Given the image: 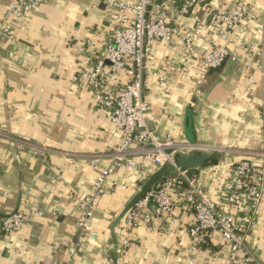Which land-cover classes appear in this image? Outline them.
Wrapping results in <instances>:
<instances>
[{
  "label": "crops",
  "instance_id": "crops-1",
  "mask_svg": "<svg viewBox=\"0 0 264 264\" xmlns=\"http://www.w3.org/2000/svg\"><path fill=\"white\" fill-rule=\"evenodd\" d=\"M14 1L0 0V25L10 21L8 8ZM228 1L235 0L218 3ZM238 1L250 7L249 19L224 39L218 27L203 19L202 4L187 22L195 28L204 25L202 34L212 35L239 61L226 62L211 73L200 93L195 91L198 59L186 79L166 74L177 82L171 90L161 87L157 95L144 88L151 102V124L164 139L200 142L230 154L264 140V69H258L260 62L264 68V0ZM106 18L98 0H45L17 29L15 48L0 44V216L43 213L28 226L0 234V264H67L66 247L75 243L78 232L77 200L92 192L98 169L113 163L121 134L89 87L71 85L72 76L86 66L72 44L92 37ZM150 45L154 67L163 66L167 58L180 61L175 54L179 49L153 41ZM98 47L95 44L93 51ZM209 48L204 38L195 41L197 56ZM97 156L98 166L91 167L89 161ZM129 159L136 164L119 165L109 176L107 192L91 220L98 236L78 248L73 264H225L227 248L218 233L207 245L190 250L187 230L193 215L180 205L170 219L137 226L129 235L127 255L119 253V229L113 241L109 227L154 170L141 157ZM228 166L212 163L195 174L213 200H219ZM246 240L264 264V203Z\"/></svg>",
  "mask_w": 264,
  "mask_h": 264
},
{
  "label": "built area",
  "instance_id": "built-area-1",
  "mask_svg": "<svg viewBox=\"0 0 264 264\" xmlns=\"http://www.w3.org/2000/svg\"><path fill=\"white\" fill-rule=\"evenodd\" d=\"M98 1L107 13L106 22L98 26L86 41L72 44L85 57L86 66L72 76L71 85L91 89L94 101L107 110L109 122L121 134V140L112 153L113 163L105 169H98L92 192L77 200L78 232L75 243L66 247L67 264L74 263L81 245L96 240L98 234L91 220L96 204L107 192V180L116 167L123 164L134 166L136 162L129 159L130 156L151 162L155 170L166 163L174 165L179 153L191 154L203 147L169 138L161 140L149 125V106L144 100L145 75L149 85L171 90L177 82L167 73L177 75L180 80L186 79L198 59L195 77L200 79L207 71L220 66L226 56L235 59V53H229L228 47L217 43L212 35L202 34L204 25L191 26L187 22L190 14L200 4L204 5L203 19L220 29V39L250 16L248 4L238 0L225 3H218V0ZM44 2L15 0L8 8L10 21L0 25V44L7 43L15 48L17 29L26 25ZM200 38H204L210 48L197 56L195 41ZM152 41L179 49L175 54L180 61L175 63L172 58H167L163 66L154 67ZM95 44L99 46L96 52L93 51ZM258 69L263 72L261 62ZM244 153L253 157L256 163L243 160L229 165L218 192L219 200L211 198L198 177H187L183 170L176 168L173 175L159 182L126 214L119 228V253L127 255L131 244L129 235L137 226L148 225L157 218L170 219L180 205L193 215L187 230L191 251L207 245L218 233L227 248L225 264H263L247 247L245 240L257 220L264 191V151ZM100 160L101 157L97 156L89 161V165L97 167ZM130 187L137 188L135 185ZM42 214L40 211L28 214L16 211L0 216V234L9 235L28 226ZM108 258L110 262L112 257Z\"/></svg>",
  "mask_w": 264,
  "mask_h": 264
},
{
  "label": "water",
  "instance_id": "water-1",
  "mask_svg": "<svg viewBox=\"0 0 264 264\" xmlns=\"http://www.w3.org/2000/svg\"><path fill=\"white\" fill-rule=\"evenodd\" d=\"M229 53H234L232 50L227 48ZM240 58L238 56H235V59H232L230 55L226 56L224 61L221 63L220 66L217 68L211 69L204 73L201 78L198 80L195 91L200 93L202 91L203 85L207 79V77L211 73H218L220 70L223 69L224 65L226 62H231V63H236L239 61ZM144 88L148 89L150 93H158L161 91V86L159 85H149V81L146 79L144 83ZM145 91V90H144ZM144 100L146 104L149 106V116H148V122L149 125L152 129V131H155L154 127L151 124L152 117H151V102H150V97L147 94H144ZM191 105H194L193 103ZM195 106V105H194ZM157 134V133H156ZM157 136L161 139L164 140L163 136H160L157 134ZM195 144H198L201 147L200 149L194 150L191 154L187 153H179L176 155L174 159V165L172 164H163L159 167H157L154 171H152L145 179L144 181L140 184L138 190L134 193V195L125 203V205L122 207V209L119 211V213L115 216L113 219L110 227H109V232L111 239L115 241L116 238V232L118 231L121 222L123 221L124 217L126 214L135 206L137 202H139L147 193H149L159 182H161L163 179L166 177L173 175L175 173L176 168L181 169L185 172V175L187 177H193L196 172L210 167L212 164V160H215L216 163H221V164H235L239 163L243 160H249L252 163H256V160L253 157H250L249 155H246L244 152H260L262 149H264V141L259 140L256 141L255 143H250V145L246 148H243L240 150L239 153L236 154H230L224 149H220L221 147H206V145H203V143L196 142ZM264 203V191L262 194L261 198V204L259 205L258 211H257V216L260 215L262 206ZM255 226L252 225L250 230L253 229ZM245 243L247 247L253 251L252 247L249 245L247 240H245Z\"/></svg>",
  "mask_w": 264,
  "mask_h": 264
},
{
  "label": "rangeland",
  "instance_id": "rangeland-1",
  "mask_svg": "<svg viewBox=\"0 0 264 264\" xmlns=\"http://www.w3.org/2000/svg\"><path fill=\"white\" fill-rule=\"evenodd\" d=\"M262 68H263V66H262ZM263 69H264V68H263ZM263 119H264V110H263ZM263 133H264V127H263ZM263 139H264V138H263ZM263 141H264V140H263ZM261 151H264V149H262ZM261 151H260V152H261ZM146 177H147V176H146ZM146 177H145V178H146ZM145 178H144V179H145ZM144 179H143V181H144ZM143 181H142V182H143ZM142 182H141V183H142ZM137 190H138V189H137Z\"/></svg>",
  "mask_w": 264,
  "mask_h": 264
},
{
  "label": "trees",
  "instance_id": "trees-1",
  "mask_svg": "<svg viewBox=\"0 0 264 264\" xmlns=\"http://www.w3.org/2000/svg\"><path fill=\"white\" fill-rule=\"evenodd\" d=\"M212 163L214 164V163H216V161L215 160H212Z\"/></svg>",
  "mask_w": 264,
  "mask_h": 264
}]
</instances>
